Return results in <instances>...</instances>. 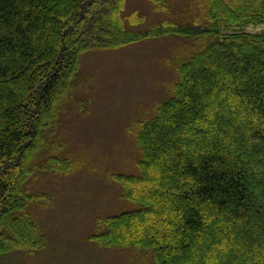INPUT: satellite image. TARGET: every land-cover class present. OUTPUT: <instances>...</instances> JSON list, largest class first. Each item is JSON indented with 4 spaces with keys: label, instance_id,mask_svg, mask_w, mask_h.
Here are the masks:
<instances>
[{
    "label": "trees",
    "instance_id": "1",
    "mask_svg": "<svg viewBox=\"0 0 264 264\" xmlns=\"http://www.w3.org/2000/svg\"><path fill=\"white\" fill-rule=\"evenodd\" d=\"M125 1L0 0V264L49 252L32 210L49 197L31 183L73 168L54 132L82 55L169 36L190 41L174 90L138 124L139 173L113 175L132 208L99 217L91 240L154 264H264V0H196L191 24L141 31L117 23Z\"/></svg>",
    "mask_w": 264,
    "mask_h": 264
},
{
    "label": "rangeland",
    "instance_id": "2",
    "mask_svg": "<svg viewBox=\"0 0 264 264\" xmlns=\"http://www.w3.org/2000/svg\"><path fill=\"white\" fill-rule=\"evenodd\" d=\"M166 1L169 8L156 11L147 0H126L117 23L126 26L124 17L132 16L133 31H141L165 20L191 24L198 16L196 0ZM189 45L187 39L169 36L82 55L77 86L68 106L61 107L54 132L73 168L68 174L39 173L31 183V189L49 197L44 209H32L45 226L49 252L14 254L6 264H154L151 255L104 248L91 237L99 217L132 208L113 175L139 173L134 141L138 124L170 97L178 79L171 63L181 62Z\"/></svg>",
    "mask_w": 264,
    "mask_h": 264
}]
</instances>
